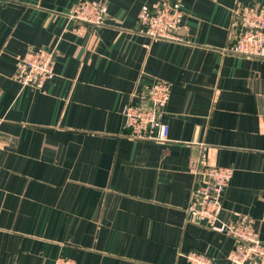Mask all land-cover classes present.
<instances>
[{"label":"crops","instance_id":"1","mask_svg":"<svg viewBox=\"0 0 264 264\" xmlns=\"http://www.w3.org/2000/svg\"><path fill=\"white\" fill-rule=\"evenodd\" d=\"M77 1H0V264H231L234 239L187 219L212 166L233 169L220 220L253 217L264 242V57L225 50L236 11L264 0H180L176 41L138 32L166 0H93L98 27L67 17ZM39 48L54 77L22 86L15 57ZM155 81L171 89L162 142L122 114Z\"/></svg>","mask_w":264,"mask_h":264},{"label":"built area","instance_id":"2","mask_svg":"<svg viewBox=\"0 0 264 264\" xmlns=\"http://www.w3.org/2000/svg\"><path fill=\"white\" fill-rule=\"evenodd\" d=\"M3 1V0H0ZM105 4L78 0L67 12L75 22L98 27L105 23ZM183 13L181 2L166 0L138 16V32L154 40H180L176 31ZM238 20L234 42L225 50L241 56L264 57V5H244L236 11ZM14 78L22 86L41 88L54 77L55 50L28 49L15 57ZM170 85L155 81L141 95L139 103H127L122 110L130 136L151 141L168 140V126L161 121L162 110L170 96ZM1 141V138H0ZM233 169L212 166L205 171L206 181L186 208L188 221L224 233L235 241L229 254L231 264H264V242L258 237L253 217L242 215L234 221L219 218L221 196L232 177ZM187 264H215L213 258L196 250L183 254ZM54 264H77L73 259L57 257Z\"/></svg>","mask_w":264,"mask_h":264}]
</instances>
